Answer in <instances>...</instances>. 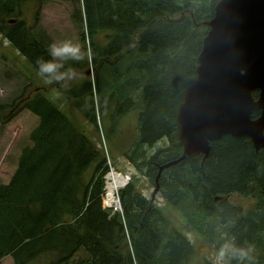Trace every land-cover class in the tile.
<instances>
[{"label":"trees","instance_id":"trees-1","mask_svg":"<svg viewBox=\"0 0 264 264\" xmlns=\"http://www.w3.org/2000/svg\"><path fill=\"white\" fill-rule=\"evenodd\" d=\"M47 1L0 0V35L40 75L37 61L51 59L50 43L34 38L19 15L26 3ZM77 1L85 58L59 69L75 79L49 85L81 118L74 123L36 88L19 99V110L34 115L37 126L11 180L0 185V262L10 257L12 264H28L44 253L55 254L53 264L195 261L191 242L141 193L136 176L119 191L121 213L105 208L107 160L85 125L110 139L135 111L136 126L123 132L126 162L210 245L216 248L226 230L237 245L254 243L264 264V148L224 136L209 143L204 160L187 157L160 172L183 155L176 112L196 80L207 24L220 0ZM5 112L0 105V124H7ZM232 195L255 201L244 211L228 201Z\"/></svg>","mask_w":264,"mask_h":264},{"label":"water","instance_id":"water-1","mask_svg":"<svg viewBox=\"0 0 264 264\" xmlns=\"http://www.w3.org/2000/svg\"><path fill=\"white\" fill-rule=\"evenodd\" d=\"M207 26L196 81L176 113L183 155L160 171L186 157L205 159L209 143L224 136L264 148V0H220Z\"/></svg>","mask_w":264,"mask_h":264},{"label":"rangeland","instance_id":"rangeland-1","mask_svg":"<svg viewBox=\"0 0 264 264\" xmlns=\"http://www.w3.org/2000/svg\"><path fill=\"white\" fill-rule=\"evenodd\" d=\"M82 10L81 2L77 0H48L39 7L36 3H26L19 15V19L25 22L37 40L47 39L51 44H59L66 39L72 44L81 42L83 26L76 19L77 10ZM78 21V22H77ZM73 37H78V41ZM87 46V42H86ZM89 61V55L86 54ZM75 59L69 54L60 60V64H65ZM94 73L89 69L91 76ZM75 79V78H72ZM75 81V80H73ZM62 86V82L58 83ZM49 83L16 51L9 42L0 35V105L6 106L3 121L7 124H0V185H6L16 169V160L21 150L28 146L29 135L37 126V118L28 111L19 110V99H25L31 91L36 88L44 92V96L54 102L74 123L80 121V116L72 111L70 106L63 101L62 96L58 95ZM60 92V91H59ZM121 120V119H120ZM2 121V122H3ZM128 122L129 124H127ZM137 124V114L131 112L123 118L118 126L117 132L112 138L101 139L100 134H94L93 128L85 125V130L91 141L107 153V163L121 176H136L139 178V188L151 203L161 211L166 221L176 231L183 234L193 245L195 261L191 264H214L215 247L204 242L200 234H196L184 221L181 214L165 202L160 195L156 194L152 199L153 186L126 162L121 152L129 137H123V132L131 133ZM130 136V135H129ZM123 153V152H122ZM176 165V163H175ZM109 172V170H108ZM133 180V179H132ZM131 181V179H129ZM137 184V185H138ZM106 187V185H105ZM123 189V188H122ZM120 189L115 194L117 200ZM106 194V190L104 192ZM228 201L236 207L247 210L253 203L254 198H241L232 195ZM105 204L106 202L105 195ZM108 209L113 212L114 207ZM119 212V210H117ZM113 212V213H117ZM55 254L44 253L30 261L28 264H53ZM0 264H12L10 257L4 258Z\"/></svg>","mask_w":264,"mask_h":264},{"label":"clouds","instance_id":"clouds-1","mask_svg":"<svg viewBox=\"0 0 264 264\" xmlns=\"http://www.w3.org/2000/svg\"><path fill=\"white\" fill-rule=\"evenodd\" d=\"M78 41V37H73ZM48 61L38 60L37 64L42 76L45 77L49 84L59 83L65 77L74 78L71 72H60L62 67L60 60L71 54L72 58L79 61L85 58L84 52L81 51L79 43L72 44L69 40H65L59 44H51L49 46ZM68 81L65 80V84ZM226 226H221L225 228ZM221 243L215 248L214 264H259L256 245L252 242H245L243 245L235 243V237L231 236L226 230L220 232Z\"/></svg>","mask_w":264,"mask_h":264},{"label":"bare ground","instance_id":"bare-ground-1","mask_svg":"<svg viewBox=\"0 0 264 264\" xmlns=\"http://www.w3.org/2000/svg\"><path fill=\"white\" fill-rule=\"evenodd\" d=\"M124 180L116 173L115 171L110 172L107 175V183H106V202L108 203L109 207H114V209L117 211L118 209V203L115 198V194L119 189L122 188L124 184Z\"/></svg>","mask_w":264,"mask_h":264},{"label":"flooded vegetation","instance_id":"flooded-vegetation-1","mask_svg":"<svg viewBox=\"0 0 264 264\" xmlns=\"http://www.w3.org/2000/svg\"><path fill=\"white\" fill-rule=\"evenodd\" d=\"M203 239H204V242H206L207 244H209L208 241L205 238H203Z\"/></svg>","mask_w":264,"mask_h":264}]
</instances>
